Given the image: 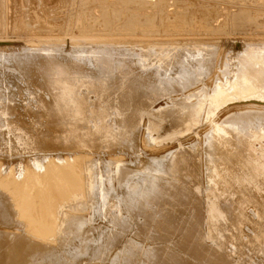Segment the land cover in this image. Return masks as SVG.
Returning <instances> with one entry per match:
<instances>
[{
  "label": "bare ground",
  "instance_id": "obj_1",
  "mask_svg": "<svg viewBox=\"0 0 264 264\" xmlns=\"http://www.w3.org/2000/svg\"><path fill=\"white\" fill-rule=\"evenodd\" d=\"M96 1L110 6L97 26L85 16ZM133 1L75 0L70 34L190 31L136 16L120 23L113 6ZM178 3L217 8L202 32L264 34V22L249 23L264 12L248 22L239 15L263 10L264 0H138L165 5L169 15ZM22 44L0 41V264H264L261 245L249 243L264 236V38L227 57L222 84L182 91L178 73L208 69L211 45L190 46L189 54L158 44L167 53L157 58L79 37L57 47ZM232 103L247 106L213 122ZM143 121L166 146L148 159L134 147ZM116 155L125 160L112 169Z\"/></svg>",
  "mask_w": 264,
  "mask_h": 264
},
{
  "label": "rangeland",
  "instance_id": "obj_2",
  "mask_svg": "<svg viewBox=\"0 0 264 264\" xmlns=\"http://www.w3.org/2000/svg\"><path fill=\"white\" fill-rule=\"evenodd\" d=\"M75 3V0H0V41H12L16 42L18 44H22L25 47H37L40 45L45 44H52L55 47H57L60 44H68L71 42L74 38H81L82 41H101V42H111V43H117L121 44L125 47H130L131 49H142V50H148L151 51V53H144L145 55H151L156 56L157 58H162L160 55H163L167 52H160L159 45H171V44H177L184 47H190V46H197V45H211L210 52L208 55V60L205 63L202 64V68L208 67V69L203 70V72L198 71H190L187 73L186 70L183 72H179V75H183L185 78V81H182L183 87L178 88L182 90H187L191 88H195V84H200L201 82L205 83L207 87L213 85V82L217 80L219 84H222V82L226 81V69L225 64L228 62L227 57L233 58L234 55L241 53L243 50H245L246 46L253 45V43L258 42L259 40L264 38V34H254L250 31L246 33L245 35H213L212 33L208 32H202L197 29L201 30H208L210 26H212L213 20L215 18L216 7L213 6H203V5H197L192 3H178L177 7H179V12L172 13V14H166L163 11V8H165V5L160 4H152V6H143L138 4V0H134L131 3H124L119 2L115 3L113 7H117L121 10L119 18L120 23L124 21H128L131 17L136 16L138 17L137 23H145L146 18H149V22L153 23V27L159 28L161 25H166L169 23L175 24L176 21H179V23H182L183 26H186L187 29L190 31L188 33H185L181 30H172V27L168 30L161 29L160 27L156 31H152V35H146L145 32L142 33L141 31L136 30L131 35L126 36H97V37H89L85 35H80L78 37H73L72 34H70L69 29L72 27V21L73 16L71 15L73 5ZM108 4L102 2V1H96L95 3H92L90 5L86 6V9L90 10L89 12L85 13V16L88 20V23L90 25H101L103 24V20L100 18L101 10L104 8H109ZM97 8V9H96ZM96 9V10H95ZM155 9V11H153ZM240 14H242L241 18L244 20L248 18V16H253L255 12L263 14V10L258 9H251V8H239ZM95 10V11H94ZM233 13V12H231ZM234 14V13H233ZM261 18H251L252 22L254 23L257 21L258 26H263V21ZM171 21V22H170ZM248 22L247 20H245ZM208 28V29H207ZM165 30V32H164ZM172 30V32H171ZM168 31V32H166ZM174 31H176L174 33ZM140 32V33H139ZM171 32V33H170ZM182 34H181V33ZM68 33V34H67ZM161 33V34H160ZM173 33V34H172ZM180 35H179V34ZM185 33V34H184ZM143 34V35H142ZM167 34V35H166ZM54 38V39H53ZM134 39V40H133ZM165 39V40H164ZM81 41V40H80ZM77 42V41H76ZM236 43V44H235ZM35 44V46H34ZM38 44V45H37ZM58 44V45H57ZM151 48V49H150ZM195 47H190L187 53L190 54L191 50H193ZM216 48V50L214 49ZM239 48V49H238ZM236 49V50H235ZM212 50V51H211ZM207 51V50H206ZM203 51L197 53L198 58L201 59L204 57L207 59V52ZM236 51V52H235ZM201 53V55H200ZM165 55L164 59L168 58L171 59V55L166 57ZM181 57V56H180ZM178 57L180 60L181 58ZM190 57H193V54L190 55ZM210 57V59H209ZM181 62V60H180ZM231 62H234L231 60ZM182 63V62H181ZM207 64H209L207 66ZM193 64L191 65V67ZM211 67V68H210ZM177 71L174 72V70L170 71L168 74H175ZM209 82H205L204 79H206L208 76ZM206 77V78H205ZM208 79V78H207ZM186 85V87H184ZM179 90V91H180ZM193 93L189 94L192 95ZM215 96H211V98L216 101L217 99L214 98ZM195 100V99H194ZM233 105L220 112L221 115H219L218 119H214V121L217 120V122H221L225 116V112L229 111L232 107H238L236 106V103H232ZM247 106V105H245ZM244 105L239 107H245ZM206 109V107H205ZM204 113V110L201 109ZM225 111V112H224ZM227 113V112H226ZM148 125L147 122L141 123V130L139 131L138 135L139 138L134 143V147H137L139 149L138 156L142 158H151L153 154H155L158 150L164 151L166 150V146H163L162 144H159L155 134L152 132H148L145 130V126ZM208 127L204 129H198L196 133H200L198 137H201L203 135V132L207 130ZM209 129V128H208ZM195 140V139H194ZM145 143V144H144ZM201 147V146H199ZM147 148V149H146ZM151 148V150H150ZM191 151V150H190ZM190 157L193 156V151H191ZM203 153H199V157L202 156ZM118 156H124L122 153L118 154ZM117 155L114 156L115 163L112 164V169H116L119 166H121L123 163L120 161L125 160L123 157H118ZM127 160H133L132 156H129ZM119 162V163H117ZM153 163L155 165L156 161L153 160ZM152 163V164H153ZM196 163V161H195ZM195 163L193 165L195 166ZM120 164V165H118ZM129 164V163H128ZM202 166V163H200ZM130 166V165H129ZM109 168V166H107ZM195 168V167H194ZM206 170V169H205ZM135 174V173H134ZM138 174V172H137ZM208 175V172H207ZM132 187L136 188L140 185L139 178L137 180H133ZM110 184V183H109ZM116 184V183H115ZM107 186V185H106ZM107 191L110 189L106 188ZM104 190V192H107ZM239 208L242 206L240 204L237 205ZM250 207V206H249ZM250 212H253L250 210ZM237 214V211L235 213H231L230 215L235 217ZM243 214V213H242ZM228 216V214H227ZM230 216V218H231ZM263 224V232H260V235H264V222ZM236 228H233L231 232H227L224 236V242L227 244L228 242L234 241V239H229L231 235L234 233H237L235 230ZM232 235V236H233ZM251 240L249 243L252 246L261 245L262 249H260L259 255H262L264 258V242H262V239H264V236H260L259 238L255 235L250 236ZM228 239L230 241H228ZM236 241V240H235ZM262 244H261V243ZM249 244V246H250ZM264 261V259H263Z\"/></svg>",
  "mask_w": 264,
  "mask_h": 264
}]
</instances>
